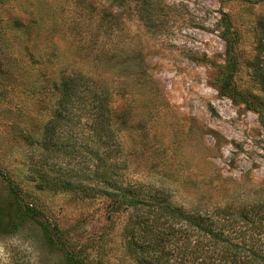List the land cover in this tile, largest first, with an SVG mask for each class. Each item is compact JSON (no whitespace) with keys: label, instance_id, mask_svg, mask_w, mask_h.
<instances>
[{"label":"rangeland","instance_id":"rangeland-1","mask_svg":"<svg viewBox=\"0 0 264 264\" xmlns=\"http://www.w3.org/2000/svg\"><path fill=\"white\" fill-rule=\"evenodd\" d=\"M138 5L0 0V174L78 243L103 241L106 264H135L121 238L125 216H108L102 196L38 187L24 137L41 140L63 72L112 90L127 179L162 187L187 208L264 201V0H154L150 18ZM101 49L115 58L96 56ZM36 231L32 244L22 230L0 235V257L12 250L16 264H60Z\"/></svg>","mask_w":264,"mask_h":264},{"label":"trees","instance_id":"trees-1","mask_svg":"<svg viewBox=\"0 0 264 264\" xmlns=\"http://www.w3.org/2000/svg\"><path fill=\"white\" fill-rule=\"evenodd\" d=\"M153 1L139 0L140 18H150ZM101 50L96 56L115 58ZM259 77L264 91V68ZM111 99L112 90L101 79L82 71L62 73L41 140L34 143L24 135L35 148L37 186L104 197L108 216H125L121 238L135 264H264V201L187 208L174 203L164 188L123 175ZM0 181L6 195L0 203V235L22 230L21 238L30 242L39 230L49 249L61 255L60 264H106L103 241L78 243L70 228H60L35 208L11 177L2 173ZM16 262L12 250L0 257V264Z\"/></svg>","mask_w":264,"mask_h":264}]
</instances>
